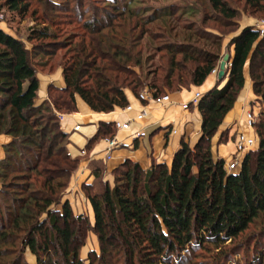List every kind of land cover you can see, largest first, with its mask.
Listing matches in <instances>:
<instances>
[{"label": "trees", "instance_id": "16d2710c", "mask_svg": "<svg viewBox=\"0 0 264 264\" xmlns=\"http://www.w3.org/2000/svg\"><path fill=\"white\" fill-rule=\"evenodd\" d=\"M64 2L35 0L39 12L30 11L31 0H0V15L22 21L29 14L42 23L27 30L29 48L0 28V135L12 138L0 161V264H25L26 249L35 264H57L49 243L68 264H84L79 252L89 232L99 253L89 252L87 264H180L183 258L191 260L194 250L209 248L221 251L214 260L223 263L237 252L234 246L227 252L223 247L239 238L240 252L252 246V264H262L263 116L251 123L258 147L247 152L237 173L226 172L224 161L213 158L211 140L244 87L246 63L252 92L264 102V34L246 27L229 41L233 54L222 79L226 82L219 88L222 81L217 79L197 103L200 137L192 148L181 141L169 165L143 170L126 160L111 171L109 183L104 166L89 163L94 180L81 190L93 213L91 223L85 214L74 216L69 203L62 202L79 159L69 155L57 115L76 112L75 96L92 112L108 114L128 106L125 89L138 97L146 88L157 99L166 92L200 87L216 71L222 35L234 26L238 12L225 0H204L199 4L205 10L202 28H195L179 25L175 14L181 9L174 4L144 8L131 0H108L99 8L91 0ZM243 11L264 20V0H243ZM172 16L178 28L170 24ZM207 21L218 25V35L205 27ZM156 22L163 25L160 38L169 40L154 46L163 55L153 63L143 40L147 35L154 41L146 28ZM64 24L75 25L66 43L58 39ZM60 51L50 68L62 69L64 88L49 86L48 99L35 106L37 59L49 62ZM115 134L114 123L101 122L88 147ZM223 135L219 143L226 141ZM58 222L73 223L69 253ZM14 253L15 260L7 261Z\"/></svg>", "mask_w": 264, "mask_h": 264}, {"label": "crops", "instance_id": "0c3cea01", "mask_svg": "<svg viewBox=\"0 0 264 264\" xmlns=\"http://www.w3.org/2000/svg\"><path fill=\"white\" fill-rule=\"evenodd\" d=\"M245 23L244 26L247 27L255 25L249 21ZM2 30L4 31V29ZM243 75V90L211 140L213 158L223 160L224 163L233 158L234 141L240 134L253 141L252 147L240 154L241 161L247 152L254 151L258 147L257 134L251 124L245 121V114L254 117L262 114L264 121V102H259L252 92L247 63ZM36 77L39 87L35 106L48 99L49 86L58 89L64 88L61 68H57L50 74L37 72ZM225 81L221 82V86ZM216 84L217 74L212 73L200 87L169 93L167 99L160 104L151 101L140 102L131 91L124 90L129 110L123 111L115 108L108 114L92 112L78 96H75L76 112L60 114L59 119L60 129L68 137L67 151L71 158L79 159L78 168L71 177L62 202L69 203L74 216L81 215L83 208L91 218L90 205L87 200L86 204L83 202L80 190L83 184H91L94 180L92 171L88 167L89 163H101L105 168L104 181L111 183V171L126 160L137 163L143 170H148L153 164L165 163L169 165L181 141L192 148L201 134V116L197 109L198 101L194 103V97L196 94L200 97L203 96ZM101 122L120 125L127 123V127L118 130L114 136L118 143H123L126 146H118L108 152L106 142L99 141L88 147V143L95 136ZM75 127H79V130L74 131ZM222 133H225L226 141L219 143L218 140ZM11 140L12 138L9 136L0 135V161H3L5 157L3 147L8 145ZM238 171L239 169L235 173ZM71 191L72 194H70ZM91 222L93 223V221Z\"/></svg>", "mask_w": 264, "mask_h": 264}, {"label": "rangeland", "instance_id": "374dc122", "mask_svg": "<svg viewBox=\"0 0 264 264\" xmlns=\"http://www.w3.org/2000/svg\"><path fill=\"white\" fill-rule=\"evenodd\" d=\"M54 1L60 2L62 4L65 3L64 0H54ZM103 1H108V0H91V6L93 5V7L96 6L99 8H103V7H105L104 3H102ZM125 1H128V0H125ZM131 1L133 3V6L135 5V6L144 7V8L145 7L163 8V7H166V6L171 5V4H174L175 6L177 5L176 7L178 9H181L178 13L175 14L176 18L177 17L180 18L179 25H181V26L182 25L183 26L184 25H195V28H202L203 23L201 24V22L204 19L203 15H204L205 10H203L204 7L199 6V4L204 3V0H131ZM225 1L233 9H235L238 12V16L234 20L235 21L234 26L225 30L224 34L222 35L223 40H222V47H221V51H220L221 59L225 54H228L229 57L232 56L233 48L228 46L229 41L233 37L237 36L241 32L242 29L247 27V26H244L246 24L245 23L246 21H249L251 23H255L254 26H251L252 28L264 30V20L263 19H260L256 16H250L248 13L243 11V0H225ZM30 5H31L30 11H32L34 9H37L39 12L41 11V7L39 5H36L35 0H31ZM190 6H192L191 8L193 9L191 12H186V14L180 15L181 13H183L185 11V9L183 10L184 7H190ZM206 12H209V11L207 10ZM48 15L50 17L54 16V14H51V13H49ZM175 17L172 16V18L169 19V21H170L171 25L176 26L178 28L179 25H176ZM35 24L37 26L42 25V23L40 24L38 22H35L34 19L30 18L29 14L22 21H20L16 17L10 18L9 15H6V16L0 15V27L2 29H4V32H6V33H8L14 37L18 36L24 42H25L27 30ZM160 26H163V25L159 22L148 25L146 29H149V31L151 33V38L153 37L154 41L151 42V40H149V38H148L149 36H147V35L145 36V38L143 40V42H146L149 46L148 47L149 49L147 50V52H148V55L150 57H153V63H156L158 57L160 55H163V52L156 54L155 51L153 50L154 46L162 45V43H168V40H169L168 38H164V39L160 38V37H162V30L160 29ZM205 27L212 29L211 31L210 30H208V31L212 32L215 35H218V31H217L218 25H216L214 22L207 21L205 23ZM74 28H75L74 24H71V25H65L64 24L62 27L63 32H62L61 36L58 38L59 41H63L64 43L69 41L71 39V31ZM64 30L66 31L65 33H64ZM25 45L27 48L30 47L29 44H27L26 42H25ZM63 51L57 52L56 56L53 57L51 60H49V62H46L45 58L44 59H37V60H39V61H37L39 63V67L37 68V72H40L42 74H50V73L55 72V70L57 68H60V67H54V68L53 67L50 68V67L53 65V63L56 62L57 57L60 56ZM229 63H230V61L227 63V69L229 68V65H230ZM40 66H43V67H40ZM218 66H219V64H218ZM217 71H218V67L216 68V71L213 73L217 74ZM243 73H244V70H243ZM221 85H222V83H220V86ZM192 87L193 86H190V88H192ZM190 88L189 89H183V90H190ZM125 90H128V89H125ZM145 90H146V88L143 89L141 92H143ZM242 90L240 91L239 95L241 94ZM149 92H151V91H149ZM174 93H176V92H174ZM168 94L169 93L166 92L165 96H168ZM239 95H238V97H239ZM135 98L138 99V97H135ZM159 98H161V97H159ZM153 99H155V98H153ZM148 101H150V100H148ZM140 102H145V101H140ZM151 102H153V101H151ZM122 110L124 111L125 108ZM246 114H245V121H247V123H249V124H251L252 121H257L258 116L260 115L259 114V115L254 117V116H250L249 114L246 116ZM225 137H226V135L224 133L223 138H225ZM106 139H108V138H106ZM106 139L105 138L100 139V140H97L96 142L105 141ZM236 171H233V172L235 173ZM70 181H71V179H70ZM69 184H70V182H69ZM83 185H87V184H83ZM80 190H81V188H80ZM81 193H82V196L84 199L83 202L86 204V198H85V195L82 192V190H81ZM70 194H72V191ZM82 214L87 215L86 210L83 208H82ZM90 217L91 218H89V221L91 222V221H93V213L92 212H91ZM57 227L60 229V231L62 233H64L66 240H63V237H62V240L61 239L60 240H61L63 246L65 247L66 251L69 253L71 251V247H72L71 233L73 230V223L72 222H70V223L58 222ZM49 237H50V234L47 232L46 238L48 241H49ZM228 243H226V245L223 247V249H225V251L227 252L232 246H234L236 248L237 252H235L234 255L229 256L230 259L227 262H223V263L215 262L214 255L220 254L221 251H219V249L209 248V250H207L206 252L203 250H197L196 249L193 251V256H192L191 260L189 258H183L179 263L180 264H188V263L189 264H252V262L254 261L253 257L256 255V254L254 255V253H253L252 246L249 247L248 245H246V247L243 248L242 251L240 252V238L233 244H228ZM262 243H263V248L260 250L259 253L262 254L261 255L263 257V263L262 264H264V240L262 241ZM49 249L53 255L54 260H56L57 264H68V262L66 260L62 259L61 256H59V254L56 252V246L55 245H52L51 243H49ZM91 251H94L96 254H98L99 253V246H98V242H97L95 235L93 233L89 232L87 234L85 244L80 249V252H79V257L84 262V264H87L86 258L88 256V253ZM26 254H27V256H26ZM28 254L30 256H32L30 254V252L26 249L24 254H23L24 263L25 264H35L36 262H35L34 256L31 257L32 259L30 261L28 258ZM16 256L17 255L15 253L13 256H9V257L6 256L7 257L6 260L7 261L13 260V258L15 260Z\"/></svg>", "mask_w": 264, "mask_h": 264}, {"label": "built area", "instance_id": "2783aa9c", "mask_svg": "<svg viewBox=\"0 0 264 264\" xmlns=\"http://www.w3.org/2000/svg\"><path fill=\"white\" fill-rule=\"evenodd\" d=\"M260 31L261 34H264V30L262 29H257ZM230 66V65H229ZM227 68V66H226ZM138 99L140 101H153L156 103H161L163 101H165L167 99V96H162L161 98H157V99H153L152 98V91L149 92L147 89L143 92H141L138 96ZM200 99V95L196 94L194 97V103L199 101ZM126 110H129V106H127L125 108ZM58 118L60 119V114L57 115ZM141 116V115H140ZM115 124V130H121L127 127V123H124L122 125L118 124V123H114ZM79 127H75L74 131H78ZM138 136V135H136ZM106 145H107V151L109 152L110 150H112L115 147H120V146H126L123 143H118L114 138L111 139H106L105 140ZM253 145V141L250 139H246L242 134H240L235 141V154L233 156V158H231L229 161L224 163V168L226 170V172L230 173L233 171H236L237 169L240 168V164H241V159H240V154L242 152H244V150H246L247 148L252 147ZM108 159V157H107Z\"/></svg>", "mask_w": 264, "mask_h": 264}, {"label": "water", "instance_id": "95a60500", "mask_svg": "<svg viewBox=\"0 0 264 264\" xmlns=\"http://www.w3.org/2000/svg\"><path fill=\"white\" fill-rule=\"evenodd\" d=\"M229 55L228 54H225L221 61L219 62V66H218V71H217V79L219 81H222V79L224 78L225 76V72L227 70L226 66H227V63L229 62ZM230 64V63H229Z\"/></svg>", "mask_w": 264, "mask_h": 264}, {"label": "bare ground", "instance_id": "6f19581e", "mask_svg": "<svg viewBox=\"0 0 264 264\" xmlns=\"http://www.w3.org/2000/svg\"><path fill=\"white\" fill-rule=\"evenodd\" d=\"M224 81H225V80H224ZM225 82H226V81H225ZM225 82H224V83H225ZM26 256H27V254H26ZM28 258H29V260L31 261L32 258H31V256H30L29 254H28ZM28 258H27V259H28Z\"/></svg>", "mask_w": 264, "mask_h": 264}]
</instances>
